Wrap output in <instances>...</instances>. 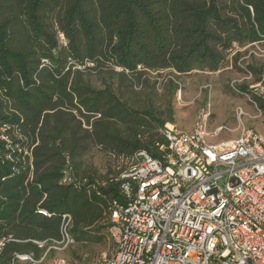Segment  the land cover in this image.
<instances>
[{
  "label": "trees",
  "instance_id": "obj_1",
  "mask_svg": "<svg viewBox=\"0 0 264 264\" xmlns=\"http://www.w3.org/2000/svg\"><path fill=\"white\" fill-rule=\"evenodd\" d=\"M262 40L264 0H0V264L40 256L64 213L73 243L103 241L122 174L138 151L159 157L174 123L178 86L158 98L149 73L215 72Z\"/></svg>",
  "mask_w": 264,
  "mask_h": 264
},
{
  "label": "built area",
  "instance_id": "obj_2",
  "mask_svg": "<svg viewBox=\"0 0 264 264\" xmlns=\"http://www.w3.org/2000/svg\"><path fill=\"white\" fill-rule=\"evenodd\" d=\"M209 117L208 108L199 110L188 131L165 124L160 156L135 154L122 174L124 200L110 205L112 251L90 264H264V137L241 127L236 137L208 144ZM70 225L64 213L58 241L40 256L15 253L9 264H71L46 263L51 248L73 244Z\"/></svg>",
  "mask_w": 264,
  "mask_h": 264
},
{
  "label": "rangeland",
  "instance_id": "obj_3",
  "mask_svg": "<svg viewBox=\"0 0 264 264\" xmlns=\"http://www.w3.org/2000/svg\"><path fill=\"white\" fill-rule=\"evenodd\" d=\"M237 51V53H236ZM260 69L261 81L256 82L255 72L248 66ZM149 82L157 80L155 93L158 98L165 99L167 81L173 79L178 86L170 96L174 116V127L178 130H190L199 110L208 108L209 134L208 144H218L234 138L241 127L249 128L264 137V40L231 50L228 64L215 72L192 71L186 75H175L169 70L150 72ZM95 80V77H93ZM100 85V82H99ZM247 86V89H245ZM206 87V88H205ZM257 94L256 101L252 95ZM164 101H159L163 108ZM242 110L241 115L237 111ZM224 126L219 132L215 129ZM109 156L93 147L84 160L94 167L104 170ZM112 161V157H111ZM105 223V222H104ZM103 241L77 243L76 241L64 249L51 248L46 263L53 258H65L74 264H90L108 256L112 251V241L107 227L102 229ZM48 244L47 247H50Z\"/></svg>",
  "mask_w": 264,
  "mask_h": 264
},
{
  "label": "crops",
  "instance_id": "obj_4",
  "mask_svg": "<svg viewBox=\"0 0 264 264\" xmlns=\"http://www.w3.org/2000/svg\"><path fill=\"white\" fill-rule=\"evenodd\" d=\"M191 130V129H190ZM186 131H188V130H186Z\"/></svg>",
  "mask_w": 264,
  "mask_h": 264
},
{
  "label": "bare ground",
  "instance_id": "obj_5",
  "mask_svg": "<svg viewBox=\"0 0 264 264\" xmlns=\"http://www.w3.org/2000/svg\"><path fill=\"white\" fill-rule=\"evenodd\" d=\"M169 125H171V124H169Z\"/></svg>",
  "mask_w": 264,
  "mask_h": 264
}]
</instances>
